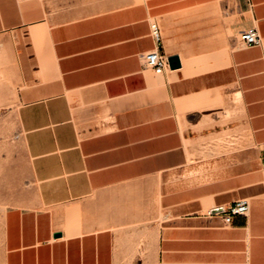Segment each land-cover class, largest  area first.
Segmentation results:
<instances>
[{
  "label": "crops",
  "instance_id": "1",
  "mask_svg": "<svg viewBox=\"0 0 264 264\" xmlns=\"http://www.w3.org/2000/svg\"><path fill=\"white\" fill-rule=\"evenodd\" d=\"M154 21L182 62L162 74L142 57ZM0 40L33 177L5 212L4 264H121L141 246L150 264H264V0L75 17L0 0ZM240 198L230 224L209 214Z\"/></svg>",
  "mask_w": 264,
  "mask_h": 264
},
{
  "label": "rangeland",
  "instance_id": "2",
  "mask_svg": "<svg viewBox=\"0 0 264 264\" xmlns=\"http://www.w3.org/2000/svg\"><path fill=\"white\" fill-rule=\"evenodd\" d=\"M46 1L62 16L75 17L137 0ZM236 17L237 15H234V20ZM4 50L0 40V264H4L5 212L33 186L32 171L24 143V131L18 118L20 104L16 92L17 82L10 77L11 72L7 69V55L2 53ZM204 170L206 168H201L200 172L203 173ZM146 260L148 256L145 255V248L141 246L135 253L126 256L121 264H150Z\"/></svg>",
  "mask_w": 264,
  "mask_h": 264
},
{
  "label": "built area",
  "instance_id": "3",
  "mask_svg": "<svg viewBox=\"0 0 264 264\" xmlns=\"http://www.w3.org/2000/svg\"><path fill=\"white\" fill-rule=\"evenodd\" d=\"M151 30L155 48L144 53L142 57L146 67L152 68L158 74H162L170 66L169 57L160 51V47L163 44V36L158 22L154 21L151 23ZM239 40L245 46H257L262 43V36L259 30L252 26L240 31ZM249 211L250 200L248 198H240L229 207H224L222 211H209V214L220 216L223 224H230L235 216L247 215Z\"/></svg>",
  "mask_w": 264,
  "mask_h": 264
},
{
  "label": "water",
  "instance_id": "4",
  "mask_svg": "<svg viewBox=\"0 0 264 264\" xmlns=\"http://www.w3.org/2000/svg\"><path fill=\"white\" fill-rule=\"evenodd\" d=\"M169 63H170V67L173 68V69L182 66V62H181L180 56H178V55L170 56L169 57ZM222 210H223V208L220 207V208L214 209L212 212H218V211H222ZM55 236L56 237L61 236V233H56Z\"/></svg>",
  "mask_w": 264,
  "mask_h": 264
}]
</instances>
